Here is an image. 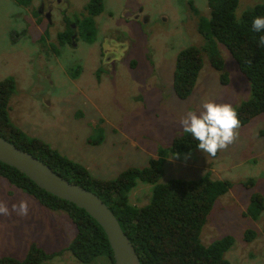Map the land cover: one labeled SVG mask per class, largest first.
I'll return each instance as SVG.
<instances>
[{
    "label": "rangeland",
    "instance_id": "rangeland-1",
    "mask_svg": "<svg viewBox=\"0 0 264 264\" xmlns=\"http://www.w3.org/2000/svg\"><path fill=\"white\" fill-rule=\"evenodd\" d=\"M15 1L0 0V81L12 77L16 82L11 120L98 178L113 179L130 166H147L165 151L160 183L205 175L229 181L231 188L218 196L207 216L201 242L209 246L233 236L225 253L231 264H264V209L256 218L249 210L255 193L264 201V112L241 125L237 140L215 157L199 148L169 153L175 137L186 133L180 121L188 111L199 113L205 101L235 108L252 95L251 82L227 45L217 48L222 69L206 49L208 0H105L86 28L79 19L91 11L90 0L56 4L54 23L36 14L40 0L29 6ZM259 3L264 0H239L237 16ZM58 6L65 8V18ZM71 22L80 39L62 41L58 33ZM189 46L201 50L203 67L193 93L182 99L173 74L180 52ZM153 191V184L139 181L129 201L142 208ZM22 199L29 200L26 217L15 212L0 216V256L22 259L35 242L48 252L63 250L43 264H85L68 250L76 236L68 216L42 206L33 194L0 176V200L11 208ZM250 230L255 233L251 240L246 237ZM88 264L113 263L98 257Z\"/></svg>",
    "mask_w": 264,
    "mask_h": 264
},
{
    "label": "trees",
    "instance_id": "trees-1",
    "mask_svg": "<svg viewBox=\"0 0 264 264\" xmlns=\"http://www.w3.org/2000/svg\"><path fill=\"white\" fill-rule=\"evenodd\" d=\"M15 2L20 6L32 4V0ZM208 3L210 20L206 49L212 52L214 65L218 69L223 68V58L217 48L220 43L225 44L251 82V98L235 107L241 125H245L264 112V46L258 43L264 32L252 30L253 19L264 17V3L247 9L240 18L236 13L239 0H208ZM104 4L103 0H90L91 11L79 19L84 28L92 26L96 13L104 9ZM71 32L69 27L59 33V37L62 41L72 42ZM81 33L85 34L84 30ZM87 36L89 39V34ZM202 67V52L197 46H189L180 52L173 74V86L180 98L185 99L193 93ZM222 81L227 83L224 72ZM15 83L12 77L0 81V136L42 159L71 182L96 192L119 219L136 248L141 264H231L225 253L234 243L233 236L221 238L209 246L203 245L200 238L216 199L231 188L229 181L214 180L205 175L194 180L173 178L160 183L164 174L165 157L162 155L165 151H161L159 157H153L149 165L130 166L116 178L93 176L86 166L60 154L43 139L28 135L11 120L9 103L15 92ZM195 148H198V141L190 133H185L175 137L169 153ZM0 176L33 194L42 206L63 211L68 216L76 229L68 250L76 259L88 264L98 257H107L115 264L104 229L85 209L40 188L26 174L1 161ZM139 181L154 185L150 202L142 208L129 201V192ZM258 194L252 197L249 209L255 218L264 209L263 198ZM254 235L250 230L246 237L251 240ZM60 252L63 250L48 252L33 242L24 258L3 255L0 256V264H43Z\"/></svg>",
    "mask_w": 264,
    "mask_h": 264
},
{
    "label": "water",
    "instance_id": "water-1",
    "mask_svg": "<svg viewBox=\"0 0 264 264\" xmlns=\"http://www.w3.org/2000/svg\"><path fill=\"white\" fill-rule=\"evenodd\" d=\"M0 161L26 174L40 188L85 209L104 229L115 264H141L136 248L107 203L94 191L58 174L34 154L0 136Z\"/></svg>",
    "mask_w": 264,
    "mask_h": 264
},
{
    "label": "clouds",
    "instance_id": "clouds-1",
    "mask_svg": "<svg viewBox=\"0 0 264 264\" xmlns=\"http://www.w3.org/2000/svg\"><path fill=\"white\" fill-rule=\"evenodd\" d=\"M252 30L264 32V17L257 16L253 19ZM258 43L264 46V35L259 37ZM201 108L199 113L188 111L180 124L184 132L190 133L198 141V148L206 156L215 157L219 151L227 149L237 140L241 122L236 109L230 103L205 101ZM13 212L26 217L29 214V200L22 199L13 203L11 208L6 201L0 200V216H10Z\"/></svg>",
    "mask_w": 264,
    "mask_h": 264
},
{
    "label": "flooded vegetation",
    "instance_id": "flooded-vegetation-1",
    "mask_svg": "<svg viewBox=\"0 0 264 264\" xmlns=\"http://www.w3.org/2000/svg\"><path fill=\"white\" fill-rule=\"evenodd\" d=\"M87 1H89V0H87ZM65 2H66L67 5H69V2H67V1H65ZM103 2L105 3V0H103ZM62 3H63V0H40V8H39V11H37V13H41L42 12V13L46 14V18L48 19V22L54 23V21L52 19V13H53V11L56 8V4H62ZM45 7L48 8L47 11H45ZM58 8H59V13H61V15L65 18V14H64L65 13V10H64L65 8H63L61 6H58ZM84 8H85V5H84ZM104 8H105V4H104ZM140 9H142V8H140ZM127 18L130 21L132 17L128 16ZM76 22L78 23V19L76 20ZM78 26H79V23H78ZM69 27L72 28V30H73V33L71 34L72 42H76V39H80L78 30H74V28L76 27V23L75 22H71V25ZM62 32H65V30L60 31L59 33H62ZM59 33H58V35H59ZM59 39H61V38L59 37ZM111 46L114 47V44L112 42H111Z\"/></svg>",
    "mask_w": 264,
    "mask_h": 264
}]
</instances>
